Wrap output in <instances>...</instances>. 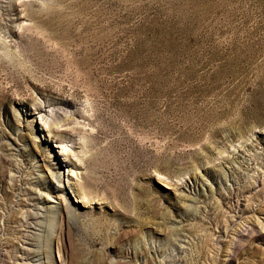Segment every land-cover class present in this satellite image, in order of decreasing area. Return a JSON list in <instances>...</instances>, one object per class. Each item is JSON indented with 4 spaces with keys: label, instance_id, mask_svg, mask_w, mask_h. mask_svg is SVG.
Returning a JSON list of instances; mask_svg holds the SVG:
<instances>
[{
    "label": "rangeland",
    "instance_id": "obj_1",
    "mask_svg": "<svg viewBox=\"0 0 264 264\" xmlns=\"http://www.w3.org/2000/svg\"><path fill=\"white\" fill-rule=\"evenodd\" d=\"M0 264H264V0H0Z\"/></svg>",
    "mask_w": 264,
    "mask_h": 264
},
{
    "label": "bare ground",
    "instance_id": "obj_2",
    "mask_svg": "<svg viewBox=\"0 0 264 264\" xmlns=\"http://www.w3.org/2000/svg\"><path fill=\"white\" fill-rule=\"evenodd\" d=\"M51 130H55V127L54 126H51L50 127V131ZM81 139V138H80ZM81 141V140H80ZM79 141V142H80ZM78 143V142H77ZM77 147H78V149L77 150H70V151H66V155H72V156H75L76 157V159H78L79 160V163H83V158H84V156L82 155V157L80 156V152H79V148L81 147L80 146V144L79 145H77ZM60 154H63L64 156H65V154L64 153H60ZM65 157H67V156H65ZM63 161H65L64 159H63ZM80 166L82 167V165L80 164ZM76 200L78 201V198H76Z\"/></svg>",
    "mask_w": 264,
    "mask_h": 264
}]
</instances>
